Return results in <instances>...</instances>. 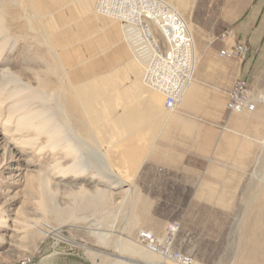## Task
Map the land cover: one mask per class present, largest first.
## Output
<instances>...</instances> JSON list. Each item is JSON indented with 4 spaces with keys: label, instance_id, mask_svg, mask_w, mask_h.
Here are the masks:
<instances>
[{
    "label": "rangeland",
    "instance_id": "obj_1",
    "mask_svg": "<svg viewBox=\"0 0 264 264\" xmlns=\"http://www.w3.org/2000/svg\"><path fill=\"white\" fill-rule=\"evenodd\" d=\"M2 1L9 6L8 33L19 38L0 69L15 77L16 88L36 91L58 114L62 129L82 139V158L92 169L82 178L56 179L43 197L40 174L57 160L66 165L74 158L18 150L0 125V209L12 220L47 221L59 230L42 237L19 223V231L1 228L10 234L0 243V264L26 255L34 257L33 264H121L127 257L144 264L124 247L137 246L141 229L160 236L173 223L179 225L176 246L198 264H264V185L254 177L264 178V102L254 112L227 111L223 122L205 124L200 134L210 138L204 150L209 153L186 158L179 172L160 171L153 154L180 151L170 144L181 134L167 132L178 108L165 111L157 104L163 95H151L121 18L102 13L97 0ZM167 1L197 42L219 41L230 29L226 13L212 0ZM248 72L255 92L264 95V56L255 54ZM190 91L191 85L183 101ZM111 160L116 168L134 171L127 193L128 184L94 178L110 172ZM98 187L109 192L108 199L98 202ZM42 198L51 206L42 207ZM93 231L109 234L103 238ZM155 260L150 264L161 257Z\"/></svg>",
    "mask_w": 264,
    "mask_h": 264
},
{
    "label": "built area",
    "instance_id": "obj_2",
    "mask_svg": "<svg viewBox=\"0 0 264 264\" xmlns=\"http://www.w3.org/2000/svg\"><path fill=\"white\" fill-rule=\"evenodd\" d=\"M105 4L106 9L121 17L124 37L142 66L145 84L163 95L167 111H175L201 62L186 19L162 0H106ZM218 39L226 42L218 52L221 59L244 62L249 58L247 41L236 40L232 29L223 32ZM259 104L260 98L249 73L234 81L226 101L229 113L254 112ZM178 231L179 225L173 223L163 235L141 229L137 238L142 246L175 264H196L193 257L176 246ZM33 258L22 256L12 264H33Z\"/></svg>",
    "mask_w": 264,
    "mask_h": 264
},
{
    "label": "bare ground",
    "instance_id": "obj_3",
    "mask_svg": "<svg viewBox=\"0 0 264 264\" xmlns=\"http://www.w3.org/2000/svg\"><path fill=\"white\" fill-rule=\"evenodd\" d=\"M162 1L168 3L178 13H180L171 2L167 0H162ZM6 2L2 1L0 3V60H2L3 57L8 55L12 51L11 49L15 45H17L18 38H19V37L14 36L13 34L10 35L8 33L7 23L9 19L8 18L9 6H8V3ZM105 3H106V0H97V8L102 13H105L107 15H110V16L114 15L115 17L116 16L120 17L116 15V13L114 12L112 13L110 10L106 9ZM124 32H125V29H124ZM195 45H196V41H195ZM8 71L0 69V125L2 127L4 136L8 139L7 143L9 142L11 146H13L14 148L18 150H20L21 147H30L32 151L39 152V154H41V152L43 151H52V152H55L56 155L63 154L65 157L72 156L74 158V160H72L73 162H70L66 165L62 164V162L60 161L58 162L57 160L56 164L50 166L49 169L45 170L44 172L40 174V188H41L43 197H46V195L49 194L50 192L49 190L52 187V184L56 182V179H59L60 181H65L68 177L69 178H72V177L82 178V177H85L87 174L89 175V173L91 172L92 166L90 164H85L84 163L85 160L83 161L81 151H83L84 142H82V139L72 137L71 135H69L62 129V126L58 123L59 121L55 119V116L58 114H55L54 116V114L51 112L49 108V105L46 102L42 101V99L40 98V96L37 94L36 91L32 90L31 88L27 89V91L16 88L13 85L15 77ZM149 89L151 91V95L154 96V93L156 90H153L151 88ZM183 98H184V95L182 97L181 103L183 101ZM259 98H260V103L264 102L263 94L259 95ZM59 101L61 100L59 99ZM157 102H158L157 104L161 108L167 111L163 107L164 100L162 102L161 101L160 102L157 101ZM83 157L85 158V156ZM257 161H258L257 163H259L260 159H257ZM112 162L114 163L106 165V166L111 167L109 173L107 174H102L100 172L95 173L94 178H97V179L99 178L101 181H111L114 179L113 181H117L123 184H128L130 185V187L126 188L124 192V193H127V191L132 188L131 181H132V174L134 171L126 170V169L122 170L120 167L116 168L117 166L116 162L115 161H112ZM254 177L259 178L260 183L264 185V178H260V176L258 177V173H255ZM80 188L82 191H85V188L83 187V185L80 186ZM109 195H110L109 192L105 188L98 187V189L94 192L93 196L98 198L97 200L98 202H100L104 199H108ZM50 201H51L50 199L46 200L45 198H42L39 201V203L42 205V207H45L43 205H46V204L51 206L52 202L50 203ZM62 212L59 211V213H62ZM59 220H61V218ZM12 221L13 223H11ZM18 223L23 226L24 231H27V232L37 231V233L42 237L59 235L58 228L49 224L47 221L42 222V225H41L39 224L37 219H29L25 221H20L18 219L12 220V218H10L9 215H7L3 210L0 209V243H3L6 239V236L10 234L5 230H1V228L11 227L13 230L19 231V228H14V226L16 225L18 226ZM97 229L100 230L101 228H97ZM93 232L97 233L103 238L104 236H108L109 234L107 232L105 233L101 231H93ZM136 243H137L136 244L137 246H129L127 248L124 247L123 249L124 252L131 255V257H138L142 259L143 260L142 262L144 264H150V262L156 261L155 258L157 256L161 257V260L158 264H175L172 262V260L168 258H164L160 254L152 250H148L147 248H145L138 242ZM121 250L122 249H120V251ZM263 251H264V247H263ZM142 252L148 253L151 256L153 254L155 256L146 257L142 255ZM120 262L121 264H135L134 260L128 257L121 259ZM196 264L198 263L196 262Z\"/></svg>",
    "mask_w": 264,
    "mask_h": 264
},
{
    "label": "crops",
    "instance_id": "obj_4",
    "mask_svg": "<svg viewBox=\"0 0 264 264\" xmlns=\"http://www.w3.org/2000/svg\"><path fill=\"white\" fill-rule=\"evenodd\" d=\"M212 2L226 13L224 19L230 23L235 39L247 41L250 56L244 62L237 59H221L218 52L226 46L225 41L199 39L197 42L196 36L194 37L197 53L201 57L200 66L191 84L190 93L167 120L169 125L167 132L181 134L179 141L176 140L170 147L180 151H156L153 154L155 156L153 163L160 171L179 172L184 169L186 158L209 153L204 150L211 146L210 138L200 134L201 130L205 128V124L224 121L227 115L228 91L234 81L249 73L250 61L255 54L258 57L264 56V0H212ZM159 124L154 125L153 131Z\"/></svg>",
    "mask_w": 264,
    "mask_h": 264
}]
</instances>
